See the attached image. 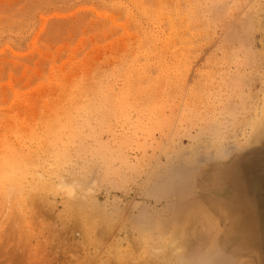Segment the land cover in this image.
<instances>
[{
  "label": "rangeland",
  "instance_id": "rangeland-1",
  "mask_svg": "<svg viewBox=\"0 0 264 264\" xmlns=\"http://www.w3.org/2000/svg\"><path fill=\"white\" fill-rule=\"evenodd\" d=\"M0 165V264H264V0H0Z\"/></svg>",
  "mask_w": 264,
  "mask_h": 264
},
{
  "label": "bare ground",
  "instance_id": "bare-ground-1",
  "mask_svg": "<svg viewBox=\"0 0 264 264\" xmlns=\"http://www.w3.org/2000/svg\"><path fill=\"white\" fill-rule=\"evenodd\" d=\"M7 164V163H6ZM1 166V165H0ZM13 166V164L10 166V168ZM1 169V168H0ZM2 170V169H1ZM4 170V169H3ZM17 170V169H16ZM12 178V177H11ZM210 217V216H209ZM205 218V217H204ZM206 219V218H205ZM207 221V220H206ZM208 222V221H207ZM73 230V229H72ZM171 241V240H170ZM77 243V242H76ZM170 244V243H169ZM168 245V244H167ZM179 245V244H178ZM180 246V245H179ZM175 250V249H174ZM154 255V254H153ZM156 255V254H155ZM156 259V258H155Z\"/></svg>",
  "mask_w": 264,
  "mask_h": 264
}]
</instances>
